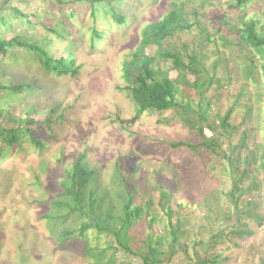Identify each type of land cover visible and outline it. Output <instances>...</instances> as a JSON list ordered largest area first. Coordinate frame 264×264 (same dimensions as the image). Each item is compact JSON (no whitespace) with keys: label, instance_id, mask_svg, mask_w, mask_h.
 Returning a JSON list of instances; mask_svg holds the SVG:
<instances>
[{"label":"rangeland","instance_id":"1","mask_svg":"<svg viewBox=\"0 0 264 264\" xmlns=\"http://www.w3.org/2000/svg\"><path fill=\"white\" fill-rule=\"evenodd\" d=\"M57 1L0 0V36H19L56 58L74 59L80 68L74 77L46 76L34 69L30 59H37L33 55L15 48L17 59L25 63L18 66L7 60L10 71L0 74L1 84L38 80L35 93H16L12 100L5 99L7 91H1L0 103L16 116L35 120L39 126L34 129L35 137L45 144L41 153L38 147L25 144L22 150L12 147L0 157V264H90V258L84 257L81 240L63 248L49 237L46 222L39 219L44 208L35 201L54 197L65 170L84 151L87 164L100 171L105 185L117 162L130 185L145 182L147 199L142 196L139 203L146 205L148 198L154 201L149 207L150 215L139 223L143 233L136 237L140 242L153 234L167 239L168 246L171 228L159 203L161 189L153 188L165 185L170 194L165 209H174L173 223L178 218L182 221V247L177 246L173 260L164 264H194L198 262L197 255L201 260L214 259L217 264H264V161L260 158L264 152V59L249 45L240 43L238 32L218 31L227 17L235 26L255 13L261 19L258 29L264 27V0L249 4L244 12L231 7L237 0H184L187 11L198 10L199 24L177 31L162 43L163 49L181 53L186 44L191 54L200 52L195 39L205 34L217 40L225 34L232 42L224 46L219 39V51L211 52L210 46V52L203 50L208 57L200 66L202 77L205 69L213 72L216 60L224 61L218 63L213 83L203 89V106L207 102L211 106L210 125L218 124V114L232 110L231 123L237 126L231 134L226 129L213 132L206 128L205 139L212 134L222 136L219 154L203 145L171 151L164 141L191 139L192 144H198L201 139L197 129L174 119L173 110L161 115L145 112L128 130L112 122L116 117H134L135 104L124 89L128 84L126 63L174 0H104L93 7L84 0H61L62 4ZM3 2L6 6L2 7ZM113 9L124 15L126 22H117ZM15 10L28 14L30 20ZM94 29L102 37H92ZM144 49L149 56H159V44L152 42ZM153 67L168 69L179 85L178 99L185 102L189 98L192 107L197 108L201 98L198 89L185 84V79L194 82L195 74L178 72L171 59L156 58ZM50 107H58L51 119L53 135L45 128L47 125H39L46 121V109ZM5 125L14 123L5 121ZM234 180L244 191L238 197L239 207L247 208L249 199L253 202L245 214L234 204L240 192L234 200L229 194ZM227 213L234 214L232 221H226ZM155 214L159 216L157 221L150 222ZM239 230L252 234H234ZM212 236H216L215 240ZM89 241L92 245H115L110 236L96 239L91 234ZM129 262L141 264L142 260L119 248L116 264Z\"/></svg>","mask_w":264,"mask_h":264},{"label":"trees","instance_id":"2","mask_svg":"<svg viewBox=\"0 0 264 264\" xmlns=\"http://www.w3.org/2000/svg\"><path fill=\"white\" fill-rule=\"evenodd\" d=\"M84 1L88 2L91 7H93L98 2L104 0ZM254 1L260 0H237V2L231 4V7L238 9L240 12H244L248 5ZM57 2L59 4L63 3L61 0ZM117 2H120V0H117ZM3 6H6L4 2L2 3V7ZM186 8V2L184 0L172 1L170 9L164 14L161 20L152 25V29L145 34L142 45L132 55V60L126 63L125 72L127 73L126 78L128 84L124 86V89L127 90L129 97L135 104L136 112L134 117L130 119L116 117L112 122L118 123L123 129L128 130L145 112L161 115L169 110H173L175 111L174 119H180L185 124L189 125L192 130L197 129L201 139L198 144H192L190 141L193 140L191 139L189 142L164 141L165 144L171 147V151H183L184 148L192 150L203 145L209 149L211 153L219 154V149L222 150V136L212 134L211 138L207 140L205 139L206 128L211 129L213 132L219 128L226 129L227 133L231 134L237 126L231 123L232 110H226L224 115L218 114V124H214V126L210 125L208 112L211 110V106L209 102L203 106L205 100L203 89L209 87L213 83L218 63L223 64L224 61L221 63L219 59L216 60L213 64V72H210L209 69H205V76L202 77L201 72L203 71V67L201 68L200 66L203 64V61L207 59L208 55L206 53L210 52V49L211 52L219 51V39L224 46L231 45L232 42L225 34H221L218 40L212 39L210 35L205 34V36L202 35L200 39H195V44L197 43L196 45L200 51L198 53L193 52L189 54L186 44H184L186 50L182 53L172 49H163L162 43L165 39L168 37L172 38L177 31L184 32L190 29L192 25L199 24V20L197 19L199 15L198 10L191 9L192 11H187ZM15 11H17L19 15L25 16L24 18L27 20H30L31 17L28 14H24L18 10ZM112 15L119 23H124L127 20L124 15L118 13L114 9L112 10ZM227 18L228 21L225 19L218 31L226 29V31L238 32L241 40L240 43H242V45H249L252 49H255L264 59V27L262 26L261 29H258V24L261 22L258 14L255 13L252 17L248 18V20L239 22L235 26L230 24L229 17ZM1 19L5 21L4 18ZM44 27L48 29L47 25H44ZM95 35H97L98 38L102 37L96 29H94L92 37ZM152 42L157 45L159 44V56L154 57L144 53V48ZM211 44H213L212 47ZM15 48L25 49L27 53L33 55V57L37 59L36 62L30 59L31 64H35L34 69L41 70L46 76H66L70 74V76L74 77L79 74L80 68L75 65L74 59L68 57L56 58L45 48L38 44L24 41L23 38L19 36L9 39L0 36V57H2L0 61V74L3 72L5 75L10 71L7 60L17 63L16 65L18 66L25 63L17 59L18 55L16 54L17 52H14L16 50ZM205 49H207L206 53L203 51ZM156 58L165 60L171 59L173 68L178 72L186 71L196 75L194 82L185 79V84L198 89V94L202 98H200V102L196 109L192 107V102L189 98H186L185 102L178 99L180 91L177 80H173L170 77L168 69L165 71L162 68L153 67ZM253 63L252 61L251 65H253ZM37 82L38 80L24 83H0V92L7 91L8 94L4 96L5 99L12 100L17 97L16 93H35L36 89H38ZM54 109L57 110L58 107L47 108L46 121L39 124L40 126L42 124L47 125L45 128L50 131V135L54 134V130L50 128L53 122L51 119L55 113ZM5 121L13 122L14 125L7 127ZM166 122H170V119H167ZM37 127L39 126L35 120H25V118L21 116H16L13 114L11 108H4L0 103V157L7 155L9 149L12 147H17L19 150H22L25 144L28 147H38L41 153V149L45 147V144L35 137L34 129ZM258 129L259 128H257V130ZM189 154H191V151ZM251 155L253 159H255L253 152H251ZM260 158L264 161V152L261 154ZM165 164H167V162H165ZM234 171L237 170L235 169ZM99 172L100 171L96 168L93 169L89 167L86 161V151H84L79 154L75 162L65 170L62 179L59 181V184L56 185V193L51 200L35 199V201L37 200L36 203L44 208L41 210L39 219L46 222L50 234L49 237L53 239L58 246L63 248L64 246L70 247V244L74 245L78 240H81L84 257L90 258V264H116V253L119 248L124 249L133 256L140 257L142 260L141 264H164L165 261H172L176 254L177 246L180 248L182 247V221L178 218L176 222L173 223L172 215L174 209H165V202L166 200L169 202L170 197L165 185H154L153 188L161 189L159 203L161 209H163L168 217L171 228L169 237L171 239L168 246L167 239L158 236L155 237L153 234H148L142 242L136 237L138 233H143V230L138 227L139 223L145 215H150L151 209L149 207L154 201L152 198H148L146 205L145 203H139L142 196L144 200L147 199L146 194L148 189L145 187V182L130 185L126 175L119 168L118 162L115 165L108 185L102 182ZM234 182V187L229 193L232 200H234L237 192H240L237 199L238 197L240 198V195L244 194V191H241L237 186V181L234 180ZM36 183L42 185L38 180ZM237 199L234 203L235 208L237 210L243 208L242 214H245L253 202L249 199L246 201L247 208H244V206L240 208V199ZM233 215L234 214L227 213L225 216L226 221H232ZM158 217L159 216L155 214L150 222H156ZM261 220L262 222L264 221L263 218ZM91 234L96 237V239L100 236H110L115 240V245L107 244L104 246L98 243L92 245L89 241ZM234 234L239 236L250 235L252 231L244 232V230H239ZM215 237L212 236V240H215ZM197 258L198 262L194 264H217V261L214 259L201 260L200 255H197ZM127 264L133 263L129 262Z\"/></svg>","mask_w":264,"mask_h":264}]
</instances>
